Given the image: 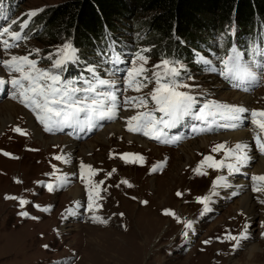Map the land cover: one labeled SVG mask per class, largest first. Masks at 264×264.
<instances>
[{
	"label": "rangeland",
	"instance_id": "rangeland-1",
	"mask_svg": "<svg viewBox=\"0 0 264 264\" xmlns=\"http://www.w3.org/2000/svg\"><path fill=\"white\" fill-rule=\"evenodd\" d=\"M2 1L6 0H0ZM60 2L61 0H18L13 12L4 15L9 18H5L0 24V30L7 27L11 32L17 33L21 26L19 24L30 20L31 26L25 31V36L35 35V38H24L14 45L11 33L0 36V62L11 59L12 56L27 55L36 62L39 60L45 66H51V62L49 65L45 63L57 58L58 50L66 43L72 45L71 41L64 40L63 37L55 40L40 38L35 30L29 33V29L40 18L43 19L50 7ZM32 10H38L34 17L28 15ZM146 18L137 14L119 23L123 29L117 37L123 39L131 52L134 51L137 36H143L142 41H145L151 34V31L144 29L147 26ZM16 21L18 22L15 23ZM136 27L140 28V35L138 31H134ZM38 38L40 39L37 40ZM4 40L10 45L7 49L3 44ZM213 40L216 53L212 51L214 57L211 60L218 65L219 52L224 45L217 37ZM136 51L149 52L148 46H141ZM143 56L147 58L144 67L147 69L145 75L148 76L153 71L162 70L154 66L163 60L172 62L166 57L156 59ZM84 57L82 62L96 63L107 75L101 57ZM141 63L143 62L135 59L131 67H138ZM2 65L0 63V68ZM175 67L181 71L178 81L190 86L181 90L189 92L197 101L192 114L188 115L190 118L196 117L204 102L242 106L249 111L264 110V69H253L260 81L258 87L250 92H240L229 88L217 74L201 71L187 63H178ZM38 68L43 69L41 65ZM116 83L120 85L121 81H115L114 84ZM154 87L155 84L151 83L150 88L147 86L141 92L147 96ZM131 94L130 96H134L133 92ZM246 94L249 95L247 98L241 97ZM123 101L124 98H121L118 111L135 115L137 109H123ZM7 102L17 106L19 116L14 122L10 120L6 121V125L3 122L0 124V264H264V204L260 203L264 199V193L251 191L256 211L255 218L249 221L247 209L241 206L243 192L230 193L227 190L217 197L211 189V183L219 174L230 172L227 168L215 169L205 165L202 171L206 175L194 171L205 156L225 160L222 158L225 157L223 151L213 152L212 149L231 139L223 138L232 131L209 134L185 141L175 148H168L143 140L147 143L145 147L139 142L129 143L128 137L118 136L112 139L111 135L104 139V143L111 144L101 147V140H97L101 130L83 141H75L78 147L71 157L72 167L67 169L69 162L55 159L56 156L67 159L63 146L55 145L52 140L68 137L47 135L41 131L40 124L36 123L41 135H45V141L41 143L27 122L24 114L26 110L18 103L19 99L15 101L6 98L0 102V107ZM16 128H20L25 134L16 132ZM245 129L248 130V127ZM125 132L132 135L127 129ZM133 136L137 138V135ZM249 137L251 138L250 134ZM203 138L209 139V147L202 144ZM227 146L232 147L230 144ZM115 149L120 153L137 152L136 155L139 153L144 159L135 164H124V160L121 162L118 157H112ZM253 149L255 150L254 147ZM192 153L195 158L190 162L189 156ZM81 164L90 165L96 170V175L89 177L87 169H81ZM114 167L119 171L113 175V180L108 181L109 172H116L113 171ZM82 171L85 179H93V183L99 184L101 199L97 200L99 207L94 213L87 208L88 189L81 179ZM67 174L69 179H66ZM252 175L253 172L247 176V180ZM231 178L235 183H240L242 177L236 175ZM125 180L132 187L122 183ZM48 184L54 186L52 192L48 191ZM78 186L82 192L76 200L73 192ZM177 192L181 195L177 196ZM205 196L210 197L209 210L206 212L204 205L197 202L198 197ZM21 199L28 203L21 205ZM165 210L173 212L175 216L165 215ZM22 212L28 215H20ZM93 215L106 219L107 223L94 222ZM186 221L192 223L191 229L185 227ZM185 232L188 233L187 236ZM245 232L249 237L241 247L239 241ZM230 236L237 239L233 241ZM253 245H260V250L257 251L255 262L248 263L249 251Z\"/></svg>",
	"mask_w": 264,
	"mask_h": 264
},
{
	"label": "snow or ice",
	"instance_id": "snow-or-ice-1",
	"mask_svg": "<svg viewBox=\"0 0 264 264\" xmlns=\"http://www.w3.org/2000/svg\"><path fill=\"white\" fill-rule=\"evenodd\" d=\"M38 10L29 12V16L34 17L37 15ZM26 26V25H25ZM10 29L5 27L0 30V36L6 35ZM10 38L12 40H20L19 33L11 32ZM5 48L10 47L7 40L3 41ZM254 55L264 57V49L253 48ZM137 59L142 61L138 67H133L127 71V86L137 92L148 86V83H154L155 87L142 97H131L124 101V105L137 109L135 115L127 119V130L132 133H142L146 137L161 141L164 143L169 142L167 139H162L167 136L165 129L176 127L179 121L184 117L191 115L193 108L197 103L195 97L187 91L190 86L182 84L178 81L181 72L180 69L174 66V62L163 60L160 64L154 66L161 71H153L151 76L145 75L147 69L144 67L147 64V58L143 55L137 54ZM77 53L76 49L70 43L63 45V48L58 50L57 58L51 64L48 70L40 69L37 67L35 60L29 59L28 56H12L11 60H5L3 63L12 73H19V78L11 79L10 83L12 88L16 90L13 99L17 96L20 98V103L25 108L30 109L35 114L37 121L43 125L44 130L47 132L62 131L65 127L73 128L75 126L87 125L89 128L95 126V122L99 120H111L115 117L118 108V98L113 91H101L103 88H111L114 82L98 78L95 76V69H90L93 74V80H83L84 87L77 86L75 80H65L60 74L66 69L69 63L76 62ZM121 59L117 56L111 59V63L118 65ZM210 63L209 61H202ZM223 68L220 75L225 80L232 82L233 87H241L246 83L254 82L257 80V72L253 70V66L264 69V63H256L255 61H245L244 54L233 47L225 58L222 59ZM57 70V71H53ZM119 71V68H117ZM6 84L4 79H0V88ZM245 90H247L245 88ZM149 101L153 107L149 109ZM139 109H145L140 111ZM161 113L159 118L155 113ZM249 113V109L242 106L218 104H204L199 112L196 114V119L207 122L210 118L215 123L217 119L223 123L216 124L217 127L225 129H236L239 127L246 117L244 114ZM83 115V119H81ZM250 122L254 125L258 132L254 139L259 151L264 154V110H252L250 112ZM204 129H202L203 131ZM210 130V128L208 129ZM21 135L25 134L20 128L15 129ZM175 137L174 140H179ZM248 145L237 143L234 147H229L226 144H217L212 149L213 152L223 151L225 160H232L235 163H225V160H216L212 156H205L200 165L194 171L200 175L207 173L202 171L206 165L208 168L223 169L227 168L230 172H239L240 168L237 165H245L251 157L247 154ZM4 155H9L4 153ZM132 157V159H128ZM56 160H63L64 163L69 161L62 156H56ZM121 159L125 163L135 164L137 161H142V156L125 153ZM81 169H87L89 177L96 175V170L92 169L90 165H80ZM115 171V170H113ZM109 176L111 173L108 174ZM81 179L88 189V211L93 212L99 207L97 200L101 199L99 192V184H95L91 179H85L83 171ZM253 191L257 193H264V175L252 176ZM222 181L223 178L221 177ZM103 183L102 181L100 182ZM128 187H132L128 181H122ZM218 186V182H214V188ZM48 191L52 192L54 186L47 185ZM181 193L177 192V196ZM6 199H17V197H6ZM210 197H198L197 202L204 205V211H208V202ZM21 205L28 203L21 199ZM264 204V199L260 201ZM36 207L39 208L37 205ZM47 210V209H45ZM165 215L175 214L169 210H165ZM20 215L27 216L28 213L22 212ZM179 220V217H175ZM94 222L106 224L107 220L99 216L93 215ZM185 227L192 228L190 221L185 222ZM185 232V236H187ZM235 241V236L229 237ZM246 237H242L244 239ZM208 241H205L207 243ZM47 247V246H45Z\"/></svg>",
	"mask_w": 264,
	"mask_h": 264
},
{
	"label": "trees",
	"instance_id": "trees-1",
	"mask_svg": "<svg viewBox=\"0 0 264 264\" xmlns=\"http://www.w3.org/2000/svg\"><path fill=\"white\" fill-rule=\"evenodd\" d=\"M17 2L10 0L11 13ZM137 14L147 17L144 29L151 34L145 41H142L143 36H137L134 51L148 46L149 52L141 54L156 59L169 58L174 66L187 63L198 68L194 54L216 53L215 37L224 45L220 54L226 53L232 36L241 46H247L250 38L260 42L264 38V0H61L46 11L45 19L40 18L33 24L29 33L35 30L40 38L63 37L71 41L77 60L69 63L65 70L75 71L84 63L96 66L94 62H82L85 55L87 59L93 55L103 60L128 48L123 39L117 37L123 29L119 23ZM139 29L136 27L134 31L139 34ZM30 37L35 38V35ZM50 62L52 60L45 64Z\"/></svg>",
	"mask_w": 264,
	"mask_h": 264
},
{
	"label": "bare ground",
	"instance_id": "bare-ground-1",
	"mask_svg": "<svg viewBox=\"0 0 264 264\" xmlns=\"http://www.w3.org/2000/svg\"><path fill=\"white\" fill-rule=\"evenodd\" d=\"M248 96L249 95H247V94L246 95H241V97H246V98ZM24 114H25V117L27 119V122L30 124V126L32 128L33 133L35 134L36 139L39 140L41 143L43 141H45V139H44L45 135L44 134L41 135V133H42V132H40L41 128L39 129V127L36 125V123L32 119L31 115L29 113H27L26 111H24ZM115 115H116L117 119L114 122H112L111 124H109L108 126H106L104 129H102L101 133L97 136V140L98 141L101 140V147H105V146H107V144H111L110 142L104 143V141L107 138L106 137L107 135H111L112 139H114L115 137H118V136L121 137V138L122 137L123 138L128 137V142L129 143L139 142L143 146L146 147L147 143H145L143 141L144 139L140 138L139 136H137V138H133L134 137L133 135L126 134V132H125L126 126H127V119L131 116V114L125 113L124 111H122V112L118 111V112H116ZM18 116H19V111H18V108H17V106L15 104L7 102V103H5V105L3 107H0V124H2V122H3V124L6 125V121L10 122V120L11 121L13 120V122H14V120H16V118ZM243 123H244V121H243ZM242 124L239 127H237V128H239L238 130H234V131H232L229 134L227 133L228 137L225 136L223 139L226 140L227 138H231V139L226 140L224 142H225L226 145L230 144L232 147H234L235 144H237V143L247 144L248 145V149L246 151H247V154L251 157V159L245 165H237L240 168L239 172H233L232 175H230L231 172H223L222 174H219L218 177L214 181V182H218V186H216L214 188V182H212L211 183L212 184L211 185V189H212V191H214L215 196H217V197L220 196L221 194H223L224 191H227V190L230 193H233V192H240L241 193V192H243V196L241 198V206H242V208H246L247 209L246 211H247V215L249 217V221L250 220L252 221L255 218L254 213L256 211V206H255L254 200L252 198V193H251V191L253 189L252 186H253L254 182L251 179L253 175L250 176V179H249V180H251V183L249 182V180H247V176L249 174H251L252 172H253L254 175H257V176L264 174V156H261L259 153H257V151H255L253 149V146L251 144L252 143L251 142V138L249 137V132L246 129H240V128H242L241 127ZM12 130H13V128H12ZM52 141L55 143V145L58 144L57 146H63V149L65 151L66 157H67V159H69V164L66 166V168L70 169L72 167V164H73L72 160H71V157H73V155H75L74 152L77 149L78 145L76 144L75 141L69 140V139H66V138L60 139L59 137H57V138H53ZM201 142H202V144H205L206 148L209 147L210 144H211L208 138H203V140H201ZM117 150L115 149L114 152H112V154L114 155L112 157L114 159H116L118 157L119 160L121 162H123L124 159H121V157L125 154V152L124 153H120L121 151L117 152ZM82 152H87V151L82 150ZM95 152H96V150H95ZM126 153H128V152H126ZM131 154H133V153H131ZM137 155H139V153ZM104 157H106V156H104ZM189 158L191 159L190 162L192 160H194L195 156L193 155V153H192L191 156H189ZM222 158L225 159V157H222ZM219 160H221V159L219 158ZM225 161L227 163H235V161H232V160H225ZM123 163L125 164V162H123ZM121 166H122V163H121ZM117 167L120 169L119 166H117ZM117 167L113 168V170H116V172H114V173L112 172L110 176L108 175V181L114 179L113 175L116 174L119 171V169ZM102 168H103V166H102ZM245 169H247V170H245ZM120 173H119V176H121ZM236 175L242 177L241 180H240V183H238V182L235 183L233 181V179L231 178L232 176H236ZM65 176H66V179H69V174H67ZM221 177L223 178L222 181L220 180ZM66 179H64V180L66 181ZM92 180L93 179H91V181ZM79 184L82 185L81 182ZM77 188L78 189H76L73 192V196H74V198L76 200L79 199V197H80L79 194H80V192H82L80 186H78ZM246 233L247 232H245V234H243L241 236V240L239 241V246H241V247H243L245 245L244 243H246V241H247V239L249 237V235L246 234ZM242 237H246V238L242 239ZM259 247H260V245L259 246L253 245L251 247V249L249 251V261H248V263L255 262V260L257 259V251L260 250Z\"/></svg>",
	"mask_w": 264,
	"mask_h": 264
}]
</instances>
